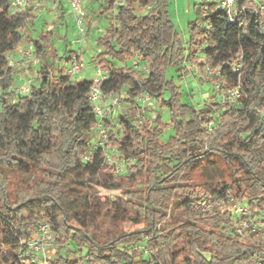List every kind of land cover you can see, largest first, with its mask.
Wrapping results in <instances>:
<instances>
[{
	"label": "trees",
	"instance_id": "trees-1",
	"mask_svg": "<svg viewBox=\"0 0 264 264\" xmlns=\"http://www.w3.org/2000/svg\"><path fill=\"white\" fill-rule=\"evenodd\" d=\"M8 1L0 0V264H35L24 257V244L44 221L58 247L44 264H264L262 236L236 232L228 208L202 213L195 207L230 193L264 224V33L256 25L252 0L235 2L236 8H246L240 26L227 23L226 14L210 3L188 23L185 45L169 19L166 0H124L121 5L86 0L88 28L103 15L111 20L95 40L94 60L107 74L102 92L125 91L127 114L116 119L120 129L108 130L109 143L126 163L123 176L112 174L100 151L90 162L82 160L95 123L87 96L92 81L70 76L66 64L56 66L62 57L52 29L27 34L39 55L37 82L28 95L12 91L17 77L8 55L19 50L36 17L31 9L9 10ZM50 1L59 17L65 16L66 4ZM67 52L66 62L73 55ZM238 52L243 96L222 111L215 95L198 109L181 103L178 87L166 79L169 67L179 71L186 62L216 67ZM134 58L146 64V75L126 65ZM113 62L121 65L112 67ZM237 78L223 69L226 85H235ZM141 90L168 109L169 123L161 112L134 123ZM168 127L171 134L163 140ZM211 166L230 180L197 183L209 177ZM103 172L108 174L103 188L119 192L113 199L84 191Z\"/></svg>",
	"mask_w": 264,
	"mask_h": 264
},
{
	"label": "built area",
	"instance_id": "built-area-1",
	"mask_svg": "<svg viewBox=\"0 0 264 264\" xmlns=\"http://www.w3.org/2000/svg\"><path fill=\"white\" fill-rule=\"evenodd\" d=\"M68 7L69 16L73 19L75 27V43L78 45L77 51L82 49L83 44L88 38V26L86 22L87 13L85 10L86 0H62ZM215 2V10L222 11L227 16V23H237L239 26L244 24L246 20V8L235 7L236 0H205V5L202 11H206L210 3ZM254 12L257 14L256 25L261 32L264 33V0H252ZM124 0H116V5H121ZM56 5V4H55ZM31 0H9L8 8L11 11L31 9ZM56 7V6H55ZM152 4L146 6V10L150 9ZM94 54L97 53V47L94 43ZM38 53L32 46L27 44L18 50V58L12 60L8 55L9 66L15 70L28 68L29 66L38 64ZM204 61V54L201 56V62ZM198 64L189 63L187 69L194 70L197 73V78L200 82L208 83L212 87V95H215L221 105V111L226 105H234L243 96V92L239 85V76L242 69V54L238 52L231 59L222 64L212 67L204 64L202 68L197 67ZM83 63L80 60L79 54L74 53L68 61L66 68L70 76H77L82 72ZM139 67V68H138ZM135 70L142 71L143 76L147 74V67L144 63L143 67L134 65ZM228 68L231 72L238 74L237 83L233 86L226 85L221 79L223 69ZM95 76L92 77L91 86L88 91V99L91 104V110L94 115L95 123L92 131L91 142L82 156L83 162H90L92 156L100 151L102 162L111 169L115 176H123L126 174V163L121 157V154L116 146L109 143L108 130L116 127L120 129L116 120L119 114H127L125 106V91L115 93H104L100 89L101 83L106 79V72L97 64L94 68ZM17 80L12 91L17 95H28L34 82L22 77ZM136 111L133 115L134 123L140 125L143 121L144 114L150 103L154 102L152 97L145 91L138 92L136 98ZM264 113V104L261 108ZM219 115L214 117L217 120ZM108 122V123H107ZM132 161V159H127ZM103 199H113L116 195L115 190H104ZM196 209L199 212L205 213L216 209L228 208L235 218V230L238 233L250 232L262 236L264 241V224L255 219L249 208L244 205L239 199L232 196L230 193L224 200L204 199L196 204ZM55 235L48 221L39 224L35 233L24 244V257L30 263L41 264L46 261L49 251L54 245ZM143 255L149 256V250L143 244L136 246Z\"/></svg>",
	"mask_w": 264,
	"mask_h": 264
},
{
	"label": "rangeland",
	"instance_id": "rangeland-1",
	"mask_svg": "<svg viewBox=\"0 0 264 264\" xmlns=\"http://www.w3.org/2000/svg\"><path fill=\"white\" fill-rule=\"evenodd\" d=\"M50 2V0H31V12L35 14L36 18L31 28L25 32L23 43L20 45L19 49L23 46H26L27 44L32 43L31 39L27 37V34L31 35L32 37H35L41 29H52L55 35L54 45L58 49V54L62 57L59 62H56V66H64L68 63L66 62L65 57L68 55L67 50H71L73 51V54H79L80 60L83 63L82 72L79 75L75 76V78L90 79L92 76H95L94 68L96 63L94 60L95 54L93 52L95 40L106 30V27L109 26L111 20H109L106 15H103L99 20L100 24L98 26L94 25L91 27L86 42L83 44L82 49L78 52V45L75 43L74 40L76 37V33L73 29V19L65 14V20L67 21L69 27L66 26L65 20L59 19L58 17V14L60 13L58 10V6ZM166 2L169 19L174 24L175 30L178 32L182 44L185 45L189 37L188 23L202 16L203 6L200 7V5L203 4L205 0H166ZM90 9V3L86 1V20L89 18ZM120 65L121 64L117 62L112 63V67H119ZM126 65L131 67H134V65H139L142 68L144 63L141 60L134 58L129 60ZM187 65H189V62L183 63L182 67L184 69L180 67L179 71L173 66L169 67L166 71V79L173 80L174 85L178 87L177 92L180 96L181 103L195 106V108L198 109L201 108L206 101H209V97L212 95V87L208 83L200 82L197 78V75L194 74V70L187 69ZM39 67V64L33 67L29 66L28 68H30V70L27 69L25 71H21L22 73L17 70L15 73L17 74V77H20L22 75L35 83L37 82L36 74L39 70ZM136 71L140 75H143L142 71ZM168 96L169 92H165L164 97L168 98ZM158 112H161V119L164 123L170 122L168 109H161L159 107V104L155 101L150 103L147 107L143 120H152L154 115ZM170 134L171 129L168 127L163 135V140L167 139ZM218 166L222 167L221 162H218ZM3 171L9 173L11 176L17 179H21L23 177L20 173L15 171H10L6 169H4ZM206 174L209 175V177L198 181L197 183L216 184L227 182L230 180L226 177H219L220 172L215 168V166H211V168L206 171ZM260 175L264 177V172H262ZM107 177V172L99 173L89 185L85 184L84 191L89 194L91 192H97V195L103 198V194L105 192L103 186ZM118 193L119 192H116V194ZM69 202V199L66 198L64 200V205L68 206ZM71 211L74 212L75 209L72 208ZM69 217L71 216L69 215ZM57 248L58 247L56 245H53L52 249L48 253V257H51V255H53ZM71 249L73 250L74 247L71 246Z\"/></svg>",
	"mask_w": 264,
	"mask_h": 264
},
{
	"label": "crops",
	"instance_id": "crops-1",
	"mask_svg": "<svg viewBox=\"0 0 264 264\" xmlns=\"http://www.w3.org/2000/svg\"><path fill=\"white\" fill-rule=\"evenodd\" d=\"M51 3V2H50ZM53 4H56V3H53ZM66 7H65V14L67 15V16H69V13H68V7H67V5H65ZM58 17H59V14H58ZM65 18H66V16H63L62 18L61 17H59V19H62V20H65ZM86 22H87V20H86ZM65 24H66V26H68L69 27V25H68V23H67V21L65 20ZM100 23H99V20L98 21H94V22H92V24H91V27L92 26H98ZM87 26H88V24H87ZM91 27L90 28H88V33H89V30L91 29ZM73 29H74V32H75V27H73ZM9 56H10V58L12 59V60H16L17 58H18V50L17 51H15V52H13V53H9ZM200 62H201V59H200ZM67 65V64H66ZM33 66H35V65H33ZM33 66H31V67H33ZM198 68H200V66L198 65L197 66ZM13 69V68H12ZM26 70V68H23V69H20L19 71L21 72V71H25ZM13 71H14V73L17 71V70H15V69H13ZM19 72V73H20ZM22 73V72H21ZM194 74H196L197 75V73H194ZM16 77H17V74L15 73L14 74ZM22 76V75H21ZM21 76L20 77H17V80L19 81L20 79L19 78H21ZM22 77H24V76H22ZM93 77V76H92ZM92 77L90 78V79H92Z\"/></svg>",
	"mask_w": 264,
	"mask_h": 264
}]
</instances>
